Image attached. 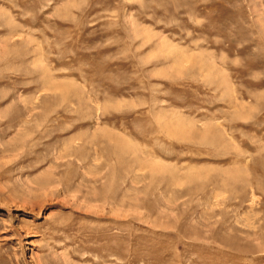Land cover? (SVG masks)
Returning <instances> with one entry per match:
<instances>
[{"label": "rangeland", "instance_id": "1", "mask_svg": "<svg viewBox=\"0 0 264 264\" xmlns=\"http://www.w3.org/2000/svg\"><path fill=\"white\" fill-rule=\"evenodd\" d=\"M0 264H264V0H0Z\"/></svg>", "mask_w": 264, "mask_h": 264}]
</instances>
